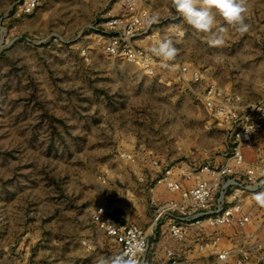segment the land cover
Masks as SVG:
<instances>
[{"label":"rangeland","instance_id":"374dc122","mask_svg":"<svg viewBox=\"0 0 264 264\" xmlns=\"http://www.w3.org/2000/svg\"><path fill=\"white\" fill-rule=\"evenodd\" d=\"M27 2L0 0V264H94L119 246L94 221L98 208L121 206L148 227L150 195L178 197L152 186L153 172L221 161L226 113L262 93L264 0H247L250 30L229 29L220 47L171 0ZM139 11L159 16L139 38L108 29ZM166 36L178 49L170 68L148 60Z\"/></svg>","mask_w":264,"mask_h":264},{"label":"built area","instance_id":"2783aa9c","mask_svg":"<svg viewBox=\"0 0 264 264\" xmlns=\"http://www.w3.org/2000/svg\"><path fill=\"white\" fill-rule=\"evenodd\" d=\"M36 4L37 0H28L27 7L33 9ZM133 4L134 0H129V8ZM141 11L134 14L132 22L110 20L108 29L117 31L121 26L122 33L130 29V39L139 38L147 31ZM126 55L133 60L135 50L126 48ZM261 87L259 98L235 105L226 113L222 129L227 143L220 162L194 164L180 175L172 166L159 168L152 186L163 185L178 197L158 199L150 195L152 220L148 227L119 222L98 208L93 219L118 242L119 253L135 235L144 242L140 264H264V236H259L264 232V208L255 203L249 191L250 186L264 179V84ZM215 102L213 108L222 114L218 109L223 110V105ZM244 146L253 152L250 161L244 158ZM189 180L190 184L184 185ZM148 189L152 192L153 187ZM225 228L232 232H224ZM156 235L159 240L175 241L177 248L153 244L149 239ZM224 253L228 254L226 260L221 259Z\"/></svg>","mask_w":264,"mask_h":264},{"label":"clouds","instance_id":"9594fccd","mask_svg":"<svg viewBox=\"0 0 264 264\" xmlns=\"http://www.w3.org/2000/svg\"><path fill=\"white\" fill-rule=\"evenodd\" d=\"M171 7L193 29L207 35V43L210 47L223 46L229 29L235 30L240 35L250 30L246 16L247 0H171ZM146 22L149 26L158 23L159 16L146 17ZM178 27V25L170 26L169 31L172 35H176ZM149 51L151 56L148 60L151 61L152 57L159 58L164 68L172 67L171 62L175 61L178 55V49L171 36L160 39ZM249 191L255 203L264 208V179L250 186ZM143 252V240L131 235L125 250L110 256L100 255L95 259L94 264H140L139 258ZM227 257L228 254L224 253L221 259L226 260Z\"/></svg>","mask_w":264,"mask_h":264},{"label":"crops","instance_id":"0c3cea01","mask_svg":"<svg viewBox=\"0 0 264 264\" xmlns=\"http://www.w3.org/2000/svg\"><path fill=\"white\" fill-rule=\"evenodd\" d=\"M116 5H117V3H116ZM261 66H258L260 69H261V67H263L264 68V63L263 64H260ZM253 69H254V65H252L250 68H249V71H253ZM145 167H147V165H144L143 164V166H142V168H145ZM157 173H155V172H153L152 174H151V180H153L154 179V177H155V175H156ZM144 178L146 179V176H144ZM150 180V181H151ZM110 210L108 211V214H109V216L110 217H112V218H115L117 221H119V222H126V217H127V215H126V213H125V210L121 207V206H118V205H116V206H113L112 208H109ZM149 214H150V217H151V213H150V211H149ZM148 218L145 222H149L150 221V219L151 218ZM138 224V223H137ZM141 224V223H140ZM140 224H138V225H140ZM142 225V226H141ZM140 226L141 227H143V228H146L145 227V225H143V224H141ZM97 230V229H96ZM223 231L224 232H226V233H229V232H232V229L231 230H229V229H223ZM105 236V235H104ZM259 236L260 237H263L264 236V232H259ZM106 238H108L107 236H105ZM150 242H152L153 244H157L158 245V247H161L162 246V244H164V243H166L167 245V247H170V248H172V249H176L177 248V244H176V242L175 241H172V240H165V239H160L159 240V238L157 237V235L156 236H151L150 237ZM108 244H107V246L104 248L106 251H113L112 249H113V240L112 239H110V238H108V242H107ZM82 245H83V241H82ZM117 248H116V254H118L119 253V246H116ZM160 255H162V252H160ZM90 260V262L92 263V262H94L95 260H93V259H89Z\"/></svg>","mask_w":264,"mask_h":264}]
</instances>
